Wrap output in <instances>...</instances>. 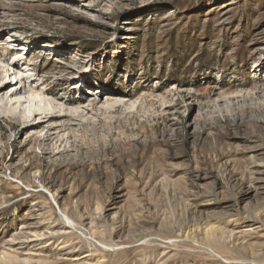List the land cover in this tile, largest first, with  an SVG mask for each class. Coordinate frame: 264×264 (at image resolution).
Returning a JSON list of instances; mask_svg holds the SVG:
<instances>
[{
    "label": "rangeland",
    "instance_id": "rangeland-1",
    "mask_svg": "<svg viewBox=\"0 0 264 264\" xmlns=\"http://www.w3.org/2000/svg\"><path fill=\"white\" fill-rule=\"evenodd\" d=\"M0 72L79 118L0 115V264H264V0H0Z\"/></svg>",
    "mask_w": 264,
    "mask_h": 264
},
{
    "label": "bare ground",
    "instance_id": "bare-ground-1",
    "mask_svg": "<svg viewBox=\"0 0 264 264\" xmlns=\"http://www.w3.org/2000/svg\"><path fill=\"white\" fill-rule=\"evenodd\" d=\"M7 67V66H5ZM1 73V72H0ZM4 80V82L6 83H9V79H5V77H1L0 75V83ZM22 80H24L25 82V85H24V88L27 90V91H36V87L34 84H33V80L31 79H28L27 77L23 78ZM11 82V81H10ZM9 86L8 85H2L0 84V90L2 89H5ZM4 87V88H3ZM46 90V93H53L51 90L49 89H45ZM102 92L103 93H106V94H111V93H117V90L115 89H112V88H107V89H102ZM65 103L67 104H70V105H76L78 104L79 102H82L83 101V98H71V97H66L63 99ZM11 100H7V103ZM17 101H20L22 102L23 99H18ZM2 98H0V115H8L10 117H12L13 119H16L17 121H20L22 122V124H24V126L27 128V127H32V124L31 123V118H32V115H41L42 117V122L45 121V119H49V118H54V117H58V118H69V122L66 121L62 124H58L60 126H67V127H71L73 125H76V120L79 119L77 118V115L73 112H63L61 110H53L51 107V103L50 102H47V101H42L41 104H38V107H33V106H20L19 108L17 109H14V108H10V107H6V106H3L2 105ZM15 125V124H14ZM13 125V126H14ZM217 231L216 230H209L207 232V235L210 239V241L214 242V243H220L221 242V237L217 235L216 233ZM206 234V233H205ZM233 234V233H232ZM233 236V235H232ZM231 236V237H232ZM241 238H237V242L240 240ZM245 239V238H244ZM242 240L240 241L243 246L245 243L248 242V240ZM222 244V243H221Z\"/></svg>",
    "mask_w": 264,
    "mask_h": 264
}]
</instances>
